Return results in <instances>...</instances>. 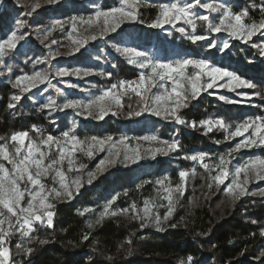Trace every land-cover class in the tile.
Instances as JSON below:
<instances>
[{
  "label": "trees",
  "instance_id": "1",
  "mask_svg": "<svg viewBox=\"0 0 264 264\" xmlns=\"http://www.w3.org/2000/svg\"><path fill=\"white\" fill-rule=\"evenodd\" d=\"M146 1L148 3H143L139 9V18L144 23L123 27L107 35L106 38L112 47L120 44L124 37L131 33L138 35L143 47L150 46L153 39L159 44H164V39L173 44L177 43L195 57L204 55L221 67L239 71L246 79L255 83L257 85L255 89H247L252 96V104H229L207 94L189 98L186 101L187 107L179 111V115L187 123L177 125L176 137L180 144L178 150L168 153V158L165 156L150 164L129 166L124 162H117L108 166L99 174L98 180L90 187L83 188L74 200L56 205L53 227L38 229L33 234L30 247L32 252L28 258L22 253L23 262L27 260L33 264H188V258L191 257V264H264V256L260 255L264 251V235H261V231L264 230V195H248L233 201L231 196L225 193L224 186L214 183L201 164L185 158L205 152L208 153L205 163L215 165L218 163V156L233 145V142L225 139L228 136L227 131L217 127L208 131L206 126H201V121L224 119L227 123L236 125L250 117L259 116L264 109V56L259 48L252 46L255 43L262 47L264 36L255 35L243 46H235L236 53L232 50L220 53L207 44L189 43L175 34L170 38L160 37L157 30L147 28L146 25L157 17L161 3L169 0ZM233 2L238 9L237 12L247 9L250 18L258 17L261 14V6H264V0ZM71 10L92 12V9L85 6L81 0L79 6L66 4L49 10H40L34 14L32 24L46 23L50 15L66 16ZM18 12L21 10L12 2H5L3 12L0 13L1 39L12 29L15 22L14 13ZM197 29L200 34L208 33L203 21H198ZM66 34L67 32L64 33L57 27L52 31L53 37L62 46L70 44ZM242 48H245L243 53ZM8 56H12L15 61L17 58H27L26 69L29 74L37 67L33 66V69L30 67L32 60L21 50L8 53L5 56L6 60ZM87 59L88 54L80 53L62 62L72 68L84 64ZM12 70L15 74L23 73L25 69L16 62L12 65ZM138 72L137 68L130 66L125 60L116 58L115 68L107 66L99 78L91 80L102 88H110L112 84H119L121 81H132L138 76ZM256 92H260V95H255ZM13 94H19V90L13 89L6 82H0V136L9 137L13 132L28 131L31 137H36L34 125L42 126L49 131L52 129L53 126L43 116L36 115L35 107L25 93L22 94L23 99L16 108H9ZM139 99L135 93L129 91L123 97V107L115 108L117 114L102 124V127L110 133H120L124 128L136 133L138 130L134 129L132 124L144 122L145 113L136 117H129L128 113L137 109ZM192 122H196L195 128L188 126ZM162 132L166 134L167 129L163 127ZM193 168L195 175L189 176L187 190L176 200L171 217L162 223L163 230L158 227L157 230L149 228L148 224L151 221L147 222L146 227H142L139 218H132L135 215L133 212L109 215L99 224L95 223L97 219L92 218L90 210H102L107 202L117 196L113 203L116 210L130 208L133 202L138 209H142L144 201L148 199L166 205L167 201L157 199L160 185L156 181L167 177L169 180L165 182L175 187L181 182L179 173L192 171ZM218 172L219 169H213L211 175ZM210 183L212 188L208 187ZM263 185L257 186L259 189L257 193L264 188ZM86 209L88 211H85ZM154 211L163 216L167 208L160 207ZM90 223L93 225L91 228L88 226ZM85 235L87 239H84ZM41 240L48 242L40 243ZM129 240L131 243H128ZM5 245L11 249L12 261L19 264L17 258L21 251H18L16 245L9 239Z\"/></svg>",
  "mask_w": 264,
  "mask_h": 264
},
{
  "label": "snow or ice",
  "instance_id": "2",
  "mask_svg": "<svg viewBox=\"0 0 264 264\" xmlns=\"http://www.w3.org/2000/svg\"><path fill=\"white\" fill-rule=\"evenodd\" d=\"M49 4L58 3L59 0H46ZM41 5L36 3L32 6L33 10ZM140 0H119L118 6L105 9H98L94 15L87 19L72 17L70 18L72 32L78 31V24L95 26L98 31L94 34L84 36L80 34L73 37L69 34L72 43V52H79L84 48L89 40H96L98 37H104L110 32H116L125 22L144 23L139 18ZM206 10L208 15H200L194 11L195 8ZM218 14V19L214 23L210 19V14ZM183 20L185 24L191 26V31L184 27L177 29L182 35H185L192 43L198 41H209L208 46L216 48L217 44L209 40L207 34H197V21H203L206 24L208 32H225L229 37L243 40L245 43L251 41L252 37L259 33L264 36V6H261V18L259 20L251 19L247 9L240 12H234L232 7L225 3L202 2V0H193L191 3L181 4L179 2L160 5L159 14L148 24L151 28H163L166 24L175 27V24ZM63 21L55 20L52 27L48 30L44 39L52 34L56 27H63ZM25 26L24 21L18 22V28ZM23 34L12 31L10 35L4 39H0V66L4 67L8 73L12 72V67L5 63L4 57L14 51L17 45L24 40ZM43 42V41H42ZM52 43H56L55 40ZM253 47L259 48L261 54L264 55V47L253 44ZM50 47V46H49ZM230 47L229 40H224L220 45V50ZM117 51L128 58V63L136 65L141 69L150 70L149 72H141L137 80H125L119 84H112L111 87L103 91L100 95L93 97L87 101L81 99L65 98L62 104H57L56 100L51 96L48 102L41 105V110L58 108L61 110L72 109L77 115L92 117L96 120H104L111 113L116 115L113 108L123 107V97L129 91L135 93L139 99L137 109L128 113L129 117L141 116L145 112H151L155 116L164 119H174L179 124L187 122L181 118L179 111L187 107L186 101L189 98H197L202 91L214 87H227L230 91H236L239 88L255 89L257 85L251 80L244 79L236 72L229 71L226 68L217 67L210 60L204 58H184L167 63L152 61L146 57L143 52L137 51L135 48H117ZM72 54L71 52L68 53ZM50 57L55 59L60 56L59 51L50 52ZM143 58V59H140ZM98 59V57H97ZM27 62V61H25ZM37 63L44 61L37 60ZM189 69L193 71L189 72ZM92 69H74L59 68L55 71V76L65 77L69 75L88 76L92 75ZM4 72H0V76ZM50 73L37 71L31 75L25 73L17 76L11 83L13 89H18L19 94H13L10 98L9 108H16L17 104L23 99L24 93H29L32 89L37 88L40 84H47L49 87H55L51 83ZM111 75V74H109ZM165 84H160V82ZM171 81V89L166 86V82ZM224 81V84H220ZM164 88L160 94H150L153 88L157 86ZM71 88H77L75 84L68 85ZM118 89H123L119 91ZM55 92L64 96L63 89L55 87ZM242 95H248L242 93ZM255 95L259 96L260 92ZM220 100L229 104L239 103L240 101L220 96ZM55 123V121H53ZM75 125V121H73ZM189 127H196V122H192ZM201 126H206L208 131H212L213 127L223 129L228 132L225 139H234L236 137H245L241 139L234 147L225 155L219 158V162L215 165L205 163L208 153L200 152L185 157L194 162H198L210 174L211 180L218 185H225V191L231 196L233 201L239 200L241 197L248 195L247 185L252 180H264V156H256L249 158L247 161L238 164L231 173V181H229L231 164L234 154L242 149H251L256 147H264V116L248 118L242 123L233 125L227 123L224 119L201 121ZM33 129L40 132V138H30L28 131L13 132L9 137L0 136V159L6 161L11 167L0 164V264H11L12 252L5 244L7 239L14 231H19L21 237H28L29 242L32 240V233L36 231V223L46 224L49 228L53 227V219L55 216V200L61 198L71 199L74 194H78L84 185L83 177L77 174L73 179L69 180L68 173H80L87 165L80 163L77 165L75 159L76 153L80 152L89 158H93L97 152H107V155L99 161L95 171L87 173L88 179L86 183L91 184L97 175L107 169L108 166L117 162H132L143 158L142 145L139 141L143 140L150 144L155 142L158 147L144 150L153 157L157 153L167 154L169 151H175L180 148L178 141L161 140L156 135L143 136L135 138L137 143L133 146L129 143L130 138L121 136L114 138L112 136L98 137L91 136L81 139L75 135L74 129L62 132L60 137L51 134L46 136L43 132L33 126ZM251 130V131H250ZM248 134L245 136V134ZM219 143V141H217ZM55 148V153H53ZM65 162L67 167L65 168ZM213 169H219L218 174L211 175ZM243 174V179H241ZM190 175H195L193 168L191 173L181 171L179 173L180 183L171 186L166 183L165 178L156 181L160 185L157 190V199L167 201V204L158 203L157 200L148 199L143 203V208L138 209L135 202L130 208L112 210L111 205L117 197H113L104 207L98 219L95 221L99 224L106 216H117L135 213L133 219L139 218L141 226L146 227L147 222L151 221L154 226L163 230L162 223L167 221L175 210V202L187 190V180ZM52 177L53 183L58 187H47L45 181L48 177ZM228 182V183H226ZM212 188V184H208ZM162 190V191H161ZM264 195V189L259 193H251V195ZM27 197V202L26 201ZM160 207H166V213L161 216L158 211ZM85 211H88L87 209ZM256 221H253L255 223ZM93 226L91 223L88 225ZM174 226V225H173ZM264 235V230L261 231ZM87 235L84 239H87ZM47 240H41L40 243H47ZM131 243V240L128 241ZM16 249L24 254L30 255L31 248L25 249L22 244H16ZM264 256V251L260 253ZM111 259V257H109ZM192 258H188V264H191Z\"/></svg>",
  "mask_w": 264,
  "mask_h": 264
},
{
  "label": "rangeland",
  "instance_id": "3",
  "mask_svg": "<svg viewBox=\"0 0 264 264\" xmlns=\"http://www.w3.org/2000/svg\"><path fill=\"white\" fill-rule=\"evenodd\" d=\"M8 1L12 2L13 5L18 10H21V12L14 13L15 22H14V25L12 26V29L10 30V32L8 31L7 36L10 35L12 31H17L18 34H23L25 37V39L22 40L17 45V48L14 51L21 50L24 55L29 56V58L32 60L31 61L32 64H30V67L33 69V66H37L36 69L32 73L37 72V71H41V72L46 71V72L50 73L51 74L50 79H51L52 85H54L55 87H59V88L63 89V91L65 93L64 96H60L55 92V87H49L47 84H40V85H38L37 88L32 89L31 92L25 93V94H27V97L29 98L30 103L34 105V107H35L34 112H36V115L43 116L44 119L53 126L52 129L49 131V130H47V128L43 129L42 126L34 125L36 128L40 129L43 132V134H46V135L51 134L55 137H60L62 132L70 131V130L74 129L75 135H77L81 139H85V138L91 137V136H98L101 138L106 137V136H112V137L118 139L121 136H127L130 138L129 143L132 144L133 146L137 143V140L135 138L143 137V136H151V135L158 136L162 141L163 140H167L169 142L179 141L178 137H176L178 135L177 125L179 123H177L174 119H167L166 120L160 116H155L151 112H145V121L144 122H140V123L134 122L132 124L134 129L138 130V131H136V133L129 132L125 128L122 129V131L120 133L119 132L110 133L109 131H107L106 129H104L102 127L103 126L102 124H104L108 120H111V118L113 116L111 113H109V115H107L104 118V120H96L92 117L77 115L76 112L73 111L72 109L61 110L58 108H52V109L41 110V105L48 102L49 96H51L53 99H55L57 104H62L64 102L65 98L81 99V100L87 101L89 99H92L95 96L100 95L103 91L109 89V88H102V87L96 85L95 81H92L91 79L99 78V75L101 74V72H103L105 70V68L107 66L115 68L116 58H121L128 63V58L126 56L122 55L120 52H118L117 48H121V49H123V48H135L137 51L145 53L146 57L148 59H150L152 61H159L162 63H167L170 61H175V60L184 59V58H198V59L204 58V59H208L212 62L211 59H209L208 57H206L204 55H201L199 57H195L189 51L183 50L179 45H177V43L173 44L171 41H168L166 39H164L165 40L164 44H161V43L159 44L156 42V39H153L152 44L150 46L143 47L141 45V39L138 37V35L137 34L132 35V33H131V35H126L120 44L116 45L115 47H112L110 41L106 38V36L109 34L115 33V32H110V33L106 34L104 37H98L96 40H89L87 45L84 48H81V50L79 52H72L73 46H72L71 40L69 39L70 33L75 38V37L79 36L80 34H83L84 36L94 34L98 31V29L95 26L78 24V31L76 33H73L72 28H71V23L69 22L70 18L78 17V18L87 19L88 17L94 15L95 11H97L98 9H105L106 10L107 8L118 6L119 0H82V3L85 6L92 9L91 13H84L82 11L78 12L75 10H71V12L69 14H67L66 16H62L61 14L50 15L49 18L47 19L46 23H34V24H32V21L34 20V16H35L34 14L36 12L43 10V9L44 10L53 9L59 5H66V4L68 6H73V7L79 6V2L81 0H59L58 3H54V4H49L46 2V0H0V13L3 12L4 4H5V2H8ZM176 2H179L181 4H185V3H191V2H193V0H169V1H166V2L161 3V4L163 5V4H170V3H176ZM202 2H212V0H202ZM215 2L225 3V4L229 5L230 7H232L234 12H237V10H238L236 8L233 0H215ZM36 3H39L41 6L39 8H36L35 10H33L32 6ZM143 3H148V1L140 0V4L142 5ZM194 11L200 15H208L206 10L201 9L199 7L195 8ZM260 18H261V14L258 17H252L251 19L259 20ZM210 19H212L213 22L215 23L216 20L218 19V14H216V13L210 14ZM55 20H61V21L65 22L64 26L62 28L61 27H57V28L61 29L62 32H64V33L67 32L66 36L70 41V44L68 46L59 45L57 40H55V38L53 37L52 34L50 36H48L47 39H44L45 35L47 34L48 30L52 27ZM19 21L25 22V26L23 28H18V22ZM197 23H198V21H197ZM138 24H139V22H125L124 24L121 25L120 28H118L116 30V32L119 31L123 27H129V26L138 25ZM146 27L151 28L148 25H146ZM180 27H184L186 30L191 31V26L185 24L183 20L177 22L175 24V27H173L172 25L166 24L163 28H153V29L157 30L160 37L168 36V38H170L171 35L175 34V35H177V37L179 36L180 39L187 41L189 43H192L190 40H188L186 38L185 35H182L180 32L177 31V29ZM197 34H200L198 29H197ZM207 35H208L210 41L217 44L216 49L220 53H222L226 50H232L233 53H236L235 46L238 47V46H243L244 44H246L243 40H237V39L229 37L228 34L225 32H220V33L208 32ZM257 35H260V34L257 33ZM2 39H4V38H2ZM53 40H55L56 43H52ZM224 40H229L230 47L228 49L220 50V45H222ZM198 42H202L203 44H207V45L209 43V41H207V40L206 41H198ZM96 45H97V47H95ZM262 47H264V43H262ZM244 49L245 48L241 49L242 53L244 52ZM55 51H59L61 53V55L57 56L55 59H53L50 57L49 53L55 52ZM70 52L72 54L69 55L68 53H70ZM80 53H85V54H88V56H89V59H87V61L84 64L69 68V67H67L66 64H64L62 62L63 60H67L69 58H72V57H74ZM97 57H98V59H97ZM7 58L8 59L6 60L4 57L6 64H8L12 67V65H14L16 62H18L19 64L22 65V67H24V69H25L24 72L28 71L26 69L27 65L25 62L27 58H17L16 57L17 61H15L12 58V56H8ZM140 59H143V58H140ZM37 60L44 61V62L37 63L36 62ZM34 63H36V64H34ZM213 64L216 65L217 67H221L216 63H213ZM129 65L133 66L139 70L138 76L140 75L141 72L147 73L150 71V70H146V69H141L136 65H132V64H129ZM59 68H68L70 71L77 69V68L82 69V70L83 69H92L93 74L88 75V76L69 75V76H65V77H57V76H55V71ZM221 68H224V67H221ZM226 69H228L229 71L236 72L242 78L246 79V77L242 73H240L239 71L229 69V68H226ZM191 71H193V70L189 69V72H191ZM0 72H4V75L0 76V82H3V83L6 82L10 87H12L11 83L16 79L17 76L25 74L24 72L14 74L13 70L11 73H8L7 70L2 66H0ZM32 73L29 74L27 72V74H29V75H31ZM138 76L133 80H137ZM219 83L224 84L225 82L220 81ZM70 84H75L78 87L77 88H71L68 86ZM160 84H165V82L162 81V82H160ZM166 86L170 90L171 86H172L171 81H167ZM247 89L248 88H239V89H236V91H230L227 87L217 86V87L202 91L199 94V96L201 94H207L211 97L217 98L221 102H225V101L220 100L219 97L225 96L229 99L240 101L239 103H235V104L247 105V104H252V102H251L252 96L250 95L249 92H247ZM16 90H18V89H16ZM163 91H164V88L160 87L158 84L157 88L152 89V93L150 94V96L152 94H160ZM242 93H247L248 95L245 96V95H242ZM263 110H262V112H263ZM113 111H115V107L113 108ZM261 113L259 114V116L261 115ZM210 120H214V119H210ZM53 121H55V123H53ZM73 121H75V125L73 124ZM96 126H98V127H96ZM163 127H164V129H167L166 134H164L165 132H162ZM93 128H98V129L95 130ZM40 135H41V133L36 131V137L30 136V138L39 139ZM247 135L248 134L246 133L245 136H247ZM244 138L245 137H236L234 139H228L229 141L233 142V145L229 149H227L224 153H222L218 156V162H219V158L221 156H225L234 147V145L236 143H238L241 139H244ZM139 142L143 146L142 147L143 158L136 161L135 163L124 162V163H126V165L129 164V166H135V165H139V164H150V163L156 162V161L164 158L165 156H166V158L169 157L168 153H170L171 151H169L166 155L163 153H157L155 155V157H153L151 154H147L144 151L146 149L158 147V146H162V145H157L155 142L150 144L149 142H146L143 140H141ZM3 143H5V141H0V144H3ZM55 151H56L55 148H53V153H55ZM106 155H107V152H97L93 158H89L83 153H80V152L76 153L75 159L77 161V165L80 163H83V164L87 165V167L85 169H83L82 172H80V173L69 172L68 178H69V180H71L77 174H79L83 177V180L85 181L84 185H83V187L80 188L78 194H74L73 198H71V199L61 198V199L55 200L54 201L55 207L59 203L74 200L80 194V192L83 190V188L90 187L91 185L94 184V182H96L98 180L99 174L97 175L96 179H94L91 184L86 183V181L88 179L87 173L90 171H95L96 166L99 164V161L101 159H103ZM256 156H264V147L242 149L240 152L235 153L234 158L232 159L231 164L229 165L230 176H229L228 182L231 181V178H232L231 173L234 171V168L238 164H241V163L247 161L249 158H254ZM196 163H198V162H196ZM0 164H4L5 166H7L9 168L11 167V165H9L6 161H3L2 159H0ZM66 167H67V163L65 162V168ZM188 172H191V171H188ZM241 179H243V174H242ZM228 182H226V183H228ZM45 183H46L47 187H49V188H51L53 186L58 187V184L53 183V179L51 176L46 179ZM261 184H264V180H262V181L252 180V182H250L247 185L248 192L250 189L252 190V192H249L248 195H251V193H253V192L257 193L259 190L257 186H259ZM223 186L225 188V185H223ZM263 186H261V187H263ZM225 193H226V191H225ZM248 195H245V196H248ZM245 196L241 197L240 199L244 198ZM25 202H27V197H26ZM104 207L100 211L90 210V212L92 213V218L98 219L100 213L104 210ZM112 210H116L115 204L111 205L110 211H112ZM107 217L108 216H106L105 218H107ZM148 227L151 229L157 230V227L154 226L152 222H149ZM46 228L49 229V227L46 224H40L39 222L36 223V231L38 229H46ZM35 232H33L31 234L32 237H34L33 234ZM8 239L11 242L13 241L14 245H16L18 243L22 244L25 249L31 247L32 241L29 242L28 237H21L19 231H14L13 234ZM5 246L8 247L7 245H5ZM22 253L23 252H21V255H19L17 258L19 264H33L32 261H27V260L24 262L21 261L23 258ZM25 258H28V254H25ZM11 264H16V262L11 261Z\"/></svg>",
  "mask_w": 264,
  "mask_h": 264
},
{
  "label": "built area",
  "instance_id": "4",
  "mask_svg": "<svg viewBox=\"0 0 264 264\" xmlns=\"http://www.w3.org/2000/svg\"><path fill=\"white\" fill-rule=\"evenodd\" d=\"M260 116H264V110H263V112L261 113V115Z\"/></svg>",
  "mask_w": 264,
  "mask_h": 264
}]
</instances>
